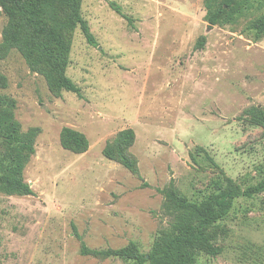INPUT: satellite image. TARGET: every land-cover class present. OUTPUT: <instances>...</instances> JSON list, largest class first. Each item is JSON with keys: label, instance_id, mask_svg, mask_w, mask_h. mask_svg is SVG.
<instances>
[{"label": "rangeland", "instance_id": "374dc122", "mask_svg": "<svg viewBox=\"0 0 264 264\" xmlns=\"http://www.w3.org/2000/svg\"><path fill=\"white\" fill-rule=\"evenodd\" d=\"M80 6L98 45L79 27L71 32L65 75L79 93L59 94L16 49H1L0 6V119L12 116L34 149L28 154L0 133L1 165L24 161L21 176L32 189L0 187V264H136L83 255L81 245L134 243L148 253L178 220L160 189L198 202L219 185L244 189L264 176V32L248 27L264 5L214 25L204 0ZM65 127L87 138L85 152L62 146ZM125 128L135 134L129 152L142 180L102 153ZM210 233L219 252L197 249L194 264H264V192L235 199Z\"/></svg>", "mask_w": 264, "mask_h": 264}, {"label": "trees", "instance_id": "16d2710c", "mask_svg": "<svg viewBox=\"0 0 264 264\" xmlns=\"http://www.w3.org/2000/svg\"><path fill=\"white\" fill-rule=\"evenodd\" d=\"M80 5L81 0H0V6L7 16L2 30L1 49H16L33 70L44 76L53 94H59L61 90L79 93L78 87L65 75L71 32L79 27L88 44L98 45L81 15ZM263 5L264 0H204L206 19L213 25L237 23L260 11ZM111 6L120 13L116 5ZM248 27L256 35L263 33L264 12L250 17ZM197 44L201 46L202 39ZM4 84V78L0 75V85ZM0 121V133L9 145L16 144L28 154L34 152L31 138L19 134L18 123L12 116L4 115ZM60 136L61 144L66 149L76 153L88 149L87 138L78 131L65 127ZM134 139L131 128L122 129L106 141L102 153L142 180L137 161L129 152ZM11 163L4 166L0 163V169L5 171L0 176L1 189L10 193L32 194L29 184L21 176L24 161L18 159ZM142 185L146 186L147 183L143 181ZM159 191L177 211L178 220L171 232L160 237L148 253L141 252L134 243H130L126 247L106 250L90 249L82 244L81 254L100 258L117 257L136 264H194L197 249L211 255L219 252V248L213 247L210 242V230L229 213L235 199L252 198L264 192V176L244 189L219 185L216 192L198 202L187 200L172 187Z\"/></svg>", "mask_w": 264, "mask_h": 264}]
</instances>
